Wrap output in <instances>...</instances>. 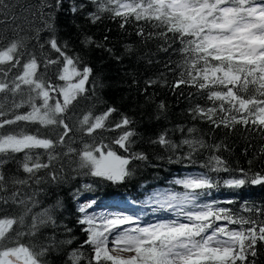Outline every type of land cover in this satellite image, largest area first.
<instances>
[{
	"label": "snow or ice",
	"instance_id": "6c2138e0",
	"mask_svg": "<svg viewBox=\"0 0 264 264\" xmlns=\"http://www.w3.org/2000/svg\"><path fill=\"white\" fill-rule=\"evenodd\" d=\"M88 2L94 11H86L83 0H0V25L5 26L0 28V264H256L257 245L264 248V205L245 202L234 211L223 206L233 201L202 198L219 186L211 173H238L223 184L241 188L264 185V170L252 172L253 160L248 161L247 170L230 168L214 154L228 150L227 146L209 144L195 125L164 127L154 136L141 138L142 143L166 153L156 154L155 159H166L169 164L195 165L204 151L210 153L200 165L206 171L173 181L184 192L158 201L159 209L154 211L170 213V218L142 222L140 217L122 213H97L94 199L79 203L74 221L67 223L59 198L51 207L33 211L39 203L36 193L27 195L22 189L41 169L51 167L49 182L58 185L74 178L56 170L53 162L61 155H77V174L94 178V183H124L135 174V162L149 160L143 151L134 150L139 135L131 127L134 121L124 114L118 121L111 119L117 108L109 106L99 114L89 109L76 115L82 100L98 104V89L103 88L89 62L90 54L102 49L116 61L122 56L83 32L77 36L80 54H73L71 39L60 31L66 4L74 17L80 14L92 23L107 13L121 20V28L143 21L160 30L158 37L168 42L162 50L182 58L176 64L180 75L173 92L188 86L195 89L190 97L211 104L189 108L191 119L213 129H233L239 124L264 136V0ZM16 9L28 22L27 29L17 24ZM137 35L144 36L143 26ZM177 43L179 47H174ZM125 54H133L130 45L125 46ZM170 64L165 67L172 71ZM157 83L146 81L149 87ZM25 105L30 110L19 112ZM166 113L161 101L156 119H167ZM21 124L39 125L42 130L26 132L21 127L17 131ZM113 132L116 135H104ZM176 132L182 134L179 142L173 139ZM77 134L83 145L79 149L72 146ZM32 149H44L49 163H42L38 155L34 159ZM21 152L26 178L4 171L15 160L14 154ZM254 159L264 164V147ZM91 189L92 185H84V190ZM80 191L77 188L74 200H79ZM73 225L86 237L82 242Z\"/></svg>",
	"mask_w": 264,
	"mask_h": 264
},
{
	"label": "trees",
	"instance_id": "16d2710c",
	"mask_svg": "<svg viewBox=\"0 0 264 264\" xmlns=\"http://www.w3.org/2000/svg\"><path fill=\"white\" fill-rule=\"evenodd\" d=\"M25 2V0H22ZM86 4V11H94L95 8L88 2L83 0ZM18 15L17 24L27 29L28 22L20 15V9H16ZM121 20L119 18L112 19L109 14L105 13L101 19L92 23L86 19L85 16L77 14L75 17L67 10L60 18V31L63 33L64 38L71 39L76 51L73 54H80L77 36L80 32L86 33L93 37V39L106 47L113 49L117 56H122L120 61L110 58L108 53L102 49H96L90 54L89 62L94 69V73L103 88L98 89V96L100 101L98 104L93 105L87 101H81L76 110V115L86 112L89 109L93 110L96 114L102 112L106 107H115L119 111L113 114L111 118L114 121L120 119L121 114L127 115L134 121L132 128L139 134L135 139L138 141L134 145L135 151H143L148 155L147 162H135V174L131 179L124 183H112L103 180L93 182L94 178L90 176H83L77 174L79 157L75 154L61 155L59 159L54 161L56 170L63 177L72 176L73 179H67L62 185L55 182H49L50 177L48 173L52 170L41 169L36 177L29 180L28 185L23 187L22 191L27 195L36 193L35 199L39 201L38 205L33 209L34 212L42 211L44 208L51 207L59 198L64 202L65 209L63 211V221L65 223L74 221L75 208L81 200L94 199L96 205L94 209L99 206L106 207L108 204H121L127 203L126 207L130 204H135L139 211H134V216L140 217L142 222H155L159 219L170 218V213H164L159 210V204L150 205L148 198L155 190L166 189L172 193H182L185 190L182 186L176 185L173 181L177 178H182L189 174H197L203 171L200 165L204 159L210 154L209 151H204L202 155L197 157V164H169L167 160H156L155 155H167L159 148H153L141 142V138L154 136L162 128H172L175 125L182 127H192L195 125L198 129V134L209 144H223L227 146L228 150L221 149L220 152L214 153L220 155L225 159L228 166L232 169L244 168L249 169V160H253L251 165L252 172L264 170V164L259 160L254 159L260 148L264 147V136H261L257 131L246 129L243 125H235L233 129L219 128L213 129L207 123L201 121H193L189 115L188 109L195 104L201 106H211L210 102L206 99H201L198 96L190 97V93H194L195 89L182 86L181 89L172 90L173 83L179 79L180 70L176 68L177 63L182 62V58L178 54L165 53L162 49L167 47V43L162 38H159L157 33L158 29L150 25H144V22L139 23L132 21L125 25L124 28L120 27ZM144 27V36L137 35V29ZM5 26L0 25V28ZM149 33L152 35L149 36ZM169 36L172 34L169 33ZM105 37L108 39L105 41ZM130 45L133 50L132 55L125 54V46ZM174 47H179L177 43ZM151 59L152 63L149 64L148 60ZM171 61L170 67L173 69L169 71L165 67ZM157 80L158 83L148 86L146 81ZM147 88V92L144 89ZM181 92L183 93L181 95ZM150 98V99H149ZM19 100V97L17 98ZM164 102L167 108V119H156L157 105ZM30 110L27 105L20 108L19 112ZM23 128L26 132H34L39 125H23L16 127L19 131ZM107 136L116 135L113 133H105ZM79 134H77L76 143L73 147L77 149L82 148L79 141ZM182 134L179 132L174 133L173 139L179 142ZM87 139V138H85ZM108 139H104V143H108ZM247 149V154H245ZM186 151V149L184 150ZM61 152V149H57ZM67 152V148L63 149ZM120 150L118 154H122ZM33 157L38 155L42 163H49L48 154L44 149H32ZM15 160L9 161L4 166L5 172H11L18 175L20 178H26L27 173L23 172L21 164L24 161V153H16ZM126 155V154H125ZM147 164L148 166H145ZM158 165L152 167L151 165ZM214 178L220 181L219 186L210 190V195L202 199L208 202L213 200L220 202L233 201L232 204L225 203L223 206L230 207L234 211H239L241 206L247 202L249 205H264V185H251L246 184L241 188H231L223 184V180L229 179L232 175L238 173H211ZM40 178L41 183L36 184L35 179ZM92 185L91 191L84 190V185ZM77 188L81 189L79 193V200H74L73 196L77 193ZM123 202V203H122ZM79 242H82L86 237L74 225ZM78 246L74 244L73 247ZM85 254H88V248L85 246ZM258 255L256 257V264H264V248L260 244L257 245ZM86 264V262H85Z\"/></svg>",
	"mask_w": 264,
	"mask_h": 264
},
{
	"label": "rangeland",
	"instance_id": "374dc122",
	"mask_svg": "<svg viewBox=\"0 0 264 264\" xmlns=\"http://www.w3.org/2000/svg\"><path fill=\"white\" fill-rule=\"evenodd\" d=\"M173 194L172 192H170L169 190L166 189H158L155 190L153 192V194L147 199L148 203L150 205H157L158 201H162L165 198H167L169 195ZM86 202V200H81L80 203H84ZM123 203V202H122ZM131 206L128 208L127 203H124V206H122L121 204H108L106 207L104 206H99L98 209H94L97 213H112V214H125V215H132L134 216V211H139V209L137 208V206L135 204H130ZM89 211H92L91 209ZM110 241H111V237H110ZM111 243L109 244V247H111ZM127 255V254H125Z\"/></svg>",
	"mask_w": 264,
	"mask_h": 264
}]
</instances>
